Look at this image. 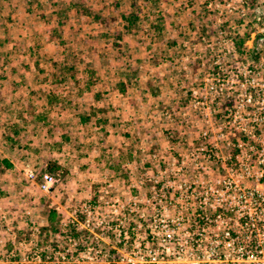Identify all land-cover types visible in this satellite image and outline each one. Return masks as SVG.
Listing matches in <instances>:
<instances>
[{"label":"crops","instance_id":"0c3cea01","mask_svg":"<svg viewBox=\"0 0 264 264\" xmlns=\"http://www.w3.org/2000/svg\"><path fill=\"white\" fill-rule=\"evenodd\" d=\"M184 1L0 0V60L17 59L27 65V72L12 77L6 74L5 78L15 80L13 93L23 101L10 102L9 108L18 110L17 115L0 127L4 133L0 152L11 154L5 158L12 165H4V175H16L12 180L4 178L8 192L14 188L24 191L23 181H27L34 185L29 197L37 200L47 195L54 200L53 206L59 205L54 208L59 212L63 208L61 190L65 189L69 203L75 205L98 199L107 182L136 184L140 174L151 167L150 159L173 154L168 127L180 131L184 106L176 101L173 108L174 103L165 101L173 94L163 84L182 69L177 63L187 45L179 32L185 25L183 15L199 14L197 7H188ZM184 8L187 10L181 11ZM132 14L138 20L129 32L124 17ZM64 63L73 69L56 86L54 69ZM120 84L126 85L124 92ZM60 88L65 90L67 103L50 104L49 95ZM31 103L35 107L29 119ZM53 110L61 112L58 120L49 117ZM74 125L79 135L70 132ZM14 126L19 137L10 130ZM55 127L61 132H43V128ZM9 137L20 146L12 148ZM159 138H163L164 148L157 145ZM25 140L33 142V149L23 144ZM140 143L149 148L138 147ZM43 148L52 162L42 163ZM31 169L54 176L57 183L51 194L26 180L25 172Z\"/></svg>","mask_w":264,"mask_h":264},{"label":"rangeland","instance_id":"374dc122","mask_svg":"<svg viewBox=\"0 0 264 264\" xmlns=\"http://www.w3.org/2000/svg\"><path fill=\"white\" fill-rule=\"evenodd\" d=\"M184 3L188 7H197L199 14L183 15L185 25L179 32L187 45L183 51L181 50L177 63L182 69L177 76L174 73L173 78L163 84L164 90L173 94L165 101H171L172 104L177 101L184 106L179 124L180 131L168 127L171 137H174L175 131L179 132L177 138L179 156L175 159V165L171 164L173 160L170 156L173 154L170 153L165 159L160 158L161 156L150 159L149 165L159 166L162 162L168 167L193 168L200 162L203 166L222 168L227 163L224 156L238 149L243 150V129L251 128L243 117V74L246 75L245 83L249 90H252V87L264 88V39H258V36L264 34V0H186ZM183 10L187 8L181 11ZM188 22H193V25H187ZM238 35L248 38L245 46L247 57L243 58L232 50V40ZM256 55L262 56L260 63L257 67H250L248 63L251 60L256 61L253 59ZM181 57L183 59H180ZM182 62L184 65L180 66ZM22 72H27L25 63L21 64L17 59L11 58L0 60V111L3 112L0 115V127L4 126L3 121L11 122L17 115L18 110L9 108L10 102H23L13 93L16 90L15 80L5 78L7 75L19 76ZM221 87L224 88V94H216V89ZM56 92L60 97L65 95L62 88ZM228 96L235 102L234 108L230 109L229 105L224 104ZM73 102H77L76 98H73ZM217 103L224 106L217 107ZM175 106L177 105L175 104L173 108ZM32 107L35 106L31 103L29 119L33 118ZM48 115L52 120H58L61 112L53 110L49 111ZM76 128L77 125H74L70 132L79 135V131H75ZM43 129L45 134L61 132V129L56 127L49 128L50 130ZM3 134L0 132V139H4ZM159 140L157 145L160 149L164 148L163 138ZM229 143L232 144L231 151L227 148ZM23 144L33 149L32 141L25 140ZM168 144L169 147L170 143ZM240 145L241 147H238ZM137 146L149 148L145 143ZM45 149L43 148L41 153L42 163L52 162ZM202 149L215 150L219 152L220 158L213 159L212 164H206L204 159L197 160L196 156ZM5 155L9 158L11 154L0 152V264H126L130 261L142 262L144 257L159 256L151 252V249L159 248L158 243L163 244L164 236L161 235L157 240L148 237L146 233L148 225L153 224L109 223L104 229L96 230L92 234L93 238H90L91 233L80 225L70 223L74 217L83 223V218L73 213L76 205L74 202L69 203L70 197L65 193V189L60 191L62 195L60 194L59 204L63 208L57 212L56 220L52 223L50 212L59 205L53 206L54 200L47 195H40L37 200L29 197V190L34 185L23 181L22 186L26 190L16 192L18 189L14 188L10 192L7 191L4 178L8 181L16 175L10 174L5 177L7 168L3 161H9ZM73 161L76 163L75 159ZM14 162L17 163V160ZM42 172L45 170L39 171ZM51 206L53 207L50 208ZM132 227L135 228L134 236L132 234L129 238L118 236L119 231L131 232ZM78 234L82 235L80 240H84L83 242L76 238ZM171 241L169 253L174 252L173 247H177V238ZM190 254L186 256L190 257ZM182 259L173 260L174 264H183L185 257ZM168 260L172 258H167Z\"/></svg>","mask_w":264,"mask_h":264},{"label":"built area","instance_id":"2783aa9c","mask_svg":"<svg viewBox=\"0 0 264 264\" xmlns=\"http://www.w3.org/2000/svg\"><path fill=\"white\" fill-rule=\"evenodd\" d=\"M232 50L237 52L234 42ZM261 58L251 60L249 66L257 67ZM245 78L243 74V117L251 128L243 129V150L223 157L226 166L198 162L193 168L168 167L161 162L146 168L136 184L107 182L98 199L76 204L73 213L81 215L83 223L73 216L70 223L91 233L90 238L109 223L155 224L148 225L146 233L155 240L164 236L163 244L151 249L159 256L126 264H174L173 260L182 261V257L183 264H264V88L249 90ZM215 93L224 94V88ZM225 101L230 109L235 107L230 96ZM231 145L227 144L230 151ZM214 151L202 149L196 159L212 164L220 158ZM170 159L175 165L176 157ZM25 178L45 194H51L57 183L50 173L36 169L27 170ZM130 230L119 231L118 236H134L135 228ZM174 238L177 247L169 253Z\"/></svg>","mask_w":264,"mask_h":264},{"label":"trees","instance_id":"16d2710c","mask_svg":"<svg viewBox=\"0 0 264 264\" xmlns=\"http://www.w3.org/2000/svg\"><path fill=\"white\" fill-rule=\"evenodd\" d=\"M89 13L90 12L88 10H85V14H89ZM96 18L100 19V17H98V16H96ZM124 18L129 23V26L127 27V31L130 32L132 27L136 26L138 17L135 14H132L131 16L124 17ZM118 37H120V36H118ZM259 38H264V34L262 36H258V39ZM247 39L248 38L241 37L239 35L233 38V42L235 44L236 50L241 56H244L245 53H246L245 46H246V43H247ZM253 59L257 60L258 56L256 55L255 58H253ZM72 69L73 68H71L70 64H68V63H64L59 68H55L54 70L56 72L53 73L54 84L57 86V85H60V84L64 83L67 80V75L69 74V72ZM94 82L95 81H91V83H94ZM120 88L124 92L126 90V85L120 84ZM153 94L157 95L158 94V90L154 89L153 90ZM49 102H50V104H54L55 103L56 105L63 106L65 103H67V100L64 97H60V95L56 92V93H52V94L49 95ZM20 117L25 120V117L22 114H20ZM10 130L13 131V135L15 137H19V130H18V128L16 126L10 128ZM178 136H179V132L175 131L174 132V137L172 136L171 138H169L171 146H172V153H173V155L175 157L179 156V151H180V147H179V145L177 143ZM9 139L11 141L12 148H15L18 145L20 146V142L19 141L14 140L13 138H10V137H9ZM4 165L7 166L8 168H10L12 166L8 161H5ZM162 166H164V165L162 164ZM57 215L58 214H57V212L55 210H52L50 212V221L52 223L55 222ZM76 238L79 239V241H81L80 240V238H81L80 234L76 235Z\"/></svg>","mask_w":264,"mask_h":264}]
</instances>
